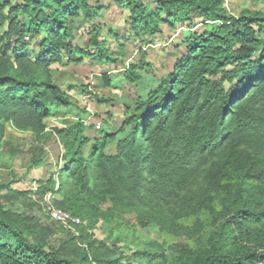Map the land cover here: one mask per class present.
Segmentation results:
<instances>
[{
  "label": "trees",
  "instance_id": "obj_1",
  "mask_svg": "<svg viewBox=\"0 0 264 264\" xmlns=\"http://www.w3.org/2000/svg\"><path fill=\"white\" fill-rule=\"evenodd\" d=\"M115 4L126 9L137 37H153L162 25L188 27L174 45L175 50L184 46V52L173 70L139 91L135 103L124 105L119 131H129L116 151H105L116 132L102 125L103 136L90 138L83 134L81 117L64 129H49L46 123L55 109L74 108L53 79V64L115 61L93 21L102 9L97 0H0V144L5 124L29 132L39 143L52 134L61 139L64 155L56 180L39 188L58 193L60 208L93 229L109 222L117 208L176 194L177 184L186 183L190 158L218 147V130L231 116L225 148L206 169L192 207L196 215H208L209 236L195 250L171 246L176 257L170 264H264V13L246 8L233 13L224 0ZM196 20L201 31L193 29ZM84 27L89 38L78 46L73 38ZM139 52L138 62L122 73L134 88L149 66L145 52ZM38 152L30 156L27 170L44 163ZM107 201L110 207L101 208ZM136 220L140 227L150 224L141 214ZM44 237L27 217L0 206V264H127L130 257L156 264L164 259L162 251L151 248L128 256L95 240L81 246L73 236L53 247Z\"/></svg>",
  "mask_w": 264,
  "mask_h": 264
},
{
  "label": "rangeland",
  "instance_id": "obj_2",
  "mask_svg": "<svg viewBox=\"0 0 264 264\" xmlns=\"http://www.w3.org/2000/svg\"><path fill=\"white\" fill-rule=\"evenodd\" d=\"M97 1L102 5V9L93 21L101 27L100 39L113 54L115 61L99 63L84 58L79 64H66L65 59L63 63L53 64V79L70 95L74 108L69 111L55 109L54 115L50 116L46 123L49 129H64L77 117H81L84 124L83 134L90 138L103 136V133L99 132L102 125L105 131L116 132L115 139L105 148L106 152L114 153L117 142L129 131L128 127L123 132L119 131L124 119V105L135 103L139 91L173 70L176 57L184 52V46L175 50L174 45L182 40L188 27L186 23H181L171 30L162 25V32L153 37H137L126 21V9L115 4V0ZM224 4L233 13L236 8L259 10L264 13V0H224ZM196 22L193 29L201 31L203 27L200 20ZM79 23V20H76V24ZM85 29L84 27L78 30L74 35L73 42L78 46H85L89 38ZM140 50L145 52L144 58L149 66L140 71L142 78L134 88L125 81L122 73L130 63L138 62ZM261 112L264 115V106ZM224 120L218 130V147L190 158L187 163L189 173L186 183L177 184L179 189L175 191L176 194L171 198L164 195L161 199L155 197L136 207L117 208L109 222L99 223L93 229H89L86 224L65 229L47 212V193H42L39 187L56 180L64 155L61 139L52 134L48 141L39 143L29 132H19L5 124V135L0 144V186L11 183V188L0 189V206L4 211L27 217L41 233H45L44 238L49 246L57 247L62 241L75 236L81 246L86 245L87 239L95 240L122 255L129 256L134 251L149 248L152 252L162 251L164 259L161 258L155 263L170 264L176 257L171 246L180 245L195 250L205 243L211 231L208 215H196L192 207L206 169L225 148L224 139L231 131L232 117ZM39 149H42V152ZM37 152V157L44 160V163L27 170L30 156ZM50 194L52 205L62 207L57 201L58 193ZM110 205L107 201L101 203L100 207L107 209ZM139 214L149 221L148 226L140 227L137 224ZM81 231L87 238L81 236ZM142 262L144 260H134L132 257L126 261L127 264Z\"/></svg>",
  "mask_w": 264,
  "mask_h": 264
},
{
  "label": "built area",
  "instance_id": "obj_3",
  "mask_svg": "<svg viewBox=\"0 0 264 264\" xmlns=\"http://www.w3.org/2000/svg\"><path fill=\"white\" fill-rule=\"evenodd\" d=\"M97 127L99 124L97 123ZM47 203V212L49 216L57 223H59L63 228L70 229L73 226L79 225L82 223L81 219L77 216L72 215L65 209L60 207L53 206L51 203V194L50 192L46 194Z\"/></svg>",
  "mask_w": 264,
  "mask_h": 264
}]
</instances>
